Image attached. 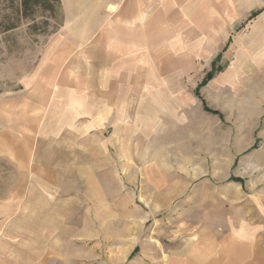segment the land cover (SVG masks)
<instances>
[{
	"label": "crops",
	"instance_id": "obj_1",
	"mask_svg": "<svg viewBox=\"0 0 264 264\" xmlns=\"http://www.w3.org/2000/svg\"><path fill=\"white\" fill-rule=\"evenodd\" d=\"M60 4L64 21L44 48L24 114L29 184L4 204L30 214L0 221L30 223L41 247L75 221L92 224L96 238L120 199L131 206L141 190L143 206L174 208L184 224L159 247L157 264H264V0ZM234 94L244 110L236 154L257 142L262 165L248 182L229 177L216 187L214 154H227L231 170ZM194 154H211L212 165ZM63 207L90 209L80 219Z\"/></svg>",
	"mask_w": 264,
	"mask_h": 264
},
{
	"label": "rangeland",
	"instance_id": "obj_2",
	"mask_svg": "<svg viewBox=\"0 0 264 264\" xmlns=\"http://www.w3.org/2000/svg\"><path fill=\"white\" fill-rule=\"evenodd\" d=\"M17 8L15 1L0 0V215L16 214L18 209L19 214H30L29 208L23 207L25 212L21 213L20 207L14 204L4 207V204L15 194L24 193L25 186L29 184L26 166L30 159L29 154L24 153L30 142L29 135H24L31 128L25 126L24 114L30 113L32 77L44 48L64 21L61 7L53 13L37 11L27 17L20 16ZM241 113L244 110L240 112L239 96L234 94L231 110L226 115L232 124L231 170L229 173L227 154H214L215 178L211 182L216 187H221L219 185L229 177L241 176L248 182L254 177L252 169L262 165V160L252 154L259 147L257 142L247 152L236 154L240 148L233 139L242 129L235 125ZM218 117L215 114V118ZM261 121H264V115ZM243 137L246 135L243 134ZM249 145L242 143L241 149ZM194 155L206 158L208 165H212L211 154ZM131 197V206L124 205L126 201L120 199L114 222L100 224L102 229L96 237L98 239L90 234L92 224L75 221L70 224L69 232L62 233L64 237H53L49 239L50 247H41L32 243L30 223L0 221V264H157L159 247L168 246L170 239L177 235V229L184 224L175 221L174 208L158 212L143 206L141 190H134ZM89 209L63 207L62 211L83 219V211ZM84 229H87L86 238L79 237V231Z\"/></svg>",
	"mask_w": 264,
	"mask_h": 264
},
{
	"label": "trees",
	"instance_id": "obj_3",
	"mask_svg": "<svg viewBox=\"0 0 264 264\" xmlns=\"http://www.w3.org/2000/svg\"><path fill=\"white\" fill-rule=\"evenodd\" d=\"M10 1L17 2V6H18L17 12L19 13L20 16L23 17L33 15L37 11L53 13L55 9H59L61 7L60 0H10ZM214 72H215V67L213 66L212 70L206 75V77L201 82L199 87L204 85L207 81H209L213 77ZM204 109L213 114L217 113L215 111H210L209 109H207L205 107V104H204ZM230 181L240 182V179L230 178Z\"/></svg>",
	"mask_w": 264,
	"mask_h": 264
}]
</instances>
